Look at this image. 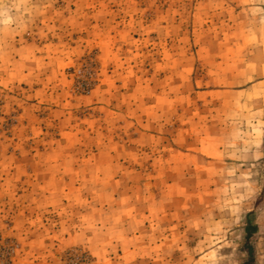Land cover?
<instances>
[{"label":"rangeland","instance_id":"rangeland-1","mask_svg":"<svg viewBox=\"0 0 264 264\" xmlns=\"http://www.w3.org/2000/svg\"><path fill=\"white\" fill-rule=\"evenodd\" d=\"M0 264H264V2L0 0Z\"/></svg>","mask_w":264,"mask_h":264},{"label":"clouds","instance_id":"clouds-1","mask_svg":"<svg viewBox=\"0 0 264 264\" xmlns=\"http://www.w3.org/2000/svg\"><path fill=\"white\" fill-rule=\"evenodd\" d=\"M262 2H264V0H262Z\"/></svg>","mask_w":264,"mask_h":264}]
</instances>
